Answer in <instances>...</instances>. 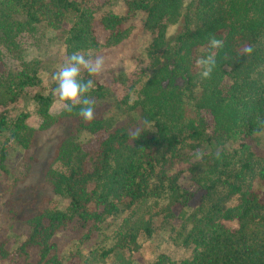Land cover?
I'll return each mask as SVG.
<instances>
[{
  "label": "trees",
  "instance_id": "16d2710c",
  "mask_svg": "<svg viewBox=\"0 0 264 264\" xmlns=\"http://www.w3.org/2000/svg\"><path fill=\"white\" fill-rule=\"evenodd\" d=\"M126 2L129 13L147 15L145 28L153 36L149 70L133 84L121 81L128 89L122 98L100 83L99 76L83 73L95 81L90 95L97 113L85 122L76 114L78 108L53 113V97L41 91L43 68L37 59H29L21 39L28 37L40 52L58 39L66 58L73 52L101 51L102 36L107 45L127 36L132 15L98 19L72 0H0V109L5 110L0 113V171L7 172L10 150L31 151L40 133L66 128L43 179L70 207H36L25 220L31 233L19 258L23 264H62L59 232L72 225L86 229L92 222H104V215L118 217L121 207L142 208L155 200L150 219L140 216L128 223L115 248L103 256L138 251L140 240L153 236L160 211L153 212L165 200L169 205L161 215L169 226L177 206L192 225L182 235V245L194 246L195 252L182 264H264V191L253 187L255 180L264 185V166L243 145L264 133L257 121L264 120V0H197L194 8L184 0ZM178 26V33L170 36V28ZM211 36L222 39L224 47L210 49ZM247 46L254 49L250 57L243 54ZM210 53L216 56V67L210 79H201L195 61ZM100 56L107 61L108 55ZM110 99L115 107L109 108ZM24 100H30L33 114L12 116L10 111ZM104 105L108 109L101 111ZM34 115L37 128L29 125ZM134 130L140 132L138 139H133ZM84 132L101 137L82 144ZM234 145L240 149H230ZM184 148L204 152L191 164L189 181L205 195L188 219L194 193L182 185V176L169 173ZM236 199L238 205L228 207ZM226 223L238 228L228 229ZM34 250L37 262L32 261ZM10 257L1 245L0 261Z\"/></svg>",
  "mask_w": 264,
  "mask_h": 264
},
{
  "label": "rangeland",
  "instance_id": "374dc122",
  "mask_svg": "<svg viewBox=\"0 0 264 264\" xmlns=\"http://www.w3.org/2000/svg\"><path fill=\"white\" fill-rule=\"evenodd\" d=\"M83 9L94 12L98 19L106 15H118L121 17H132L127 25V36L120 42L107 45V38L102 36L101 51H91L89 55H108L105 62V69L99 75L98 81L113 87L116 93L115 97L122 98L128 93L126 86L122 85V80L129 81V84L135 83L138 75L148 72L150 59L148 49L153 41L152 34L146 30L145 22L147 15L145 13L131 14L126 0H72ZM197 0H184L186 7L194 8ZM128 16V17H129ZM180 27H171L169 35L178 33ZM55 40V38H54ZM21 44L27 52L30 60L37 59L42 70V93L52 96L54 99L53 113L59 114L64 110L61 103L53 96V89L56 82L53 80V74L65 63L66 49L62 41L58 39L54 43H48L42 52L34 49L32 42L28 37L21 39ZM115 80V81H114ZM118 82V83H117ZM126 87V88H125ZM109 108L115 107L114 99L108 100ZM108 109L104 105L101 111ZM21 111H28L33 114V107L30 100L21 101V103L10 111L12 116H16ZM5 110L0 109V113ZM33 128L39 126V119L34 115L29 121ZM65 126L55 127L54 129L40 133L36 145L31 151H24L16 147L9 152V158L6 162L7 172L0 171V246L4 245L11 254V259L0 261V264H23L24 260L19 258V249L27 241L31 230L26 225L27 220L35 213L36 207H49L66 211L70 207L68 199L61 198L54 194L43 179L44 172L50 168L53 156L64 139ZM101 137V134L92 136L89 133H82L79 142L90 144ZM251 148V151L257 156L258 161L264 166V133L256 140L243 141ZM241 145L231 146L230 149H240ZM196 151L190 148H184L181 151L182 159L172 165L170 172L173 175L182 176V185L194 193L192 201L187 210L190 216L200 208L204 192L192 186L189 181V169L191 164L196 163ZM58 168V166H56ZM255 189H262L264 185L259 180L253 182ZM239 201L233 200L228 207L237 206ZM156 201L142 206L137 205L132 210L124 209L116 218H108L104 215V222H92L86 229H78L72 225L66 230H62L56 237L58 245V256L62 264H182L183 261L192 258L195 247H186L182 245L183 237L191 230L192 225H187V220L182 215L180 206L174 207L176 220L172 226H169L165 217L161 215V210L166 209L168 201L161 200L159 208H155L153 214L158 213L154 218V234L151 238H142L140 240V249L130 252L128 250L121 252L115 251L110 256L103 255L115 248L117 235L128 223L136 221L140 216L150 219L148 210L156 206ZM146 213H143V211ZM187 225V226H186ZM228 229H237L236 223H226ZM186 227V228H185ZM184 234V236H182ZM32 261L37 262L39 254L37 250L32 252Z\"/></svg>",
  "mask_w": 264,
  "mask_h": 264
},
{
  "label": "clouds",
  "instance_id": "9594fccd",
  "mask_svg": "<svg viewBox=\"0 0 264 264\" xmlns=\"http://www.w3.org/2000/svg\"><path fill=\"white\" fill-rule=\"evenodd\" d=\"M224 47V41L215 36L209 38L210 49H220ZM254 49L247 46L243 49L244 56L250 57ZM216 56L210 53L202 56L195 61L196 67L200 70L201 79H210L216 67ZM105 69V59L103 56H92L73 52L65 63L53 74V80L56 87L53 89V96L61 103L64 111L72 113L78 108L76 113L83 121L91 122L96 118L95 100L90 93L95 88V81L92 78L85 79L83 73L88 77L99 76ZM261 128L264 129V120L257 117ZM259 134V133H257ZM140 137L139 130L133 131V139ZM204 152L197 150L195 157L197 160L202 159Z\"/></svg>",
  "mask_w": 264,
  "mask_h": 264
}]
</instances>
